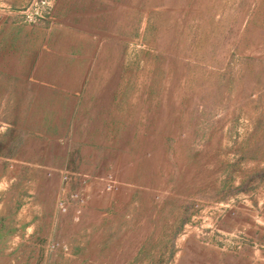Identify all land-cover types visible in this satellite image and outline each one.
Masks as SVG:
<instances>
[{"label":"rangeland","instance_id":"rangeland-1","mask_svg":"<svg viewBox=\"0 0 264 264\" xmlns=\"http://www.w3.org/2000/svg\"><path fill=\"white\" fill-rule=\"evenodd\" d=\"M0 264H264V0H0Z\"/></svg>","mask_w":264,"mask_h":264}]
</instances>
